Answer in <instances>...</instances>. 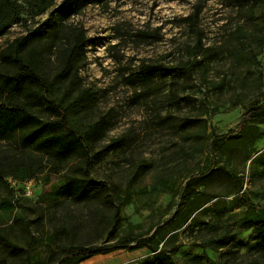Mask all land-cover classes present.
<instances>
[{"label":"rangeland","instance_id":"obj_1","mask_svg":"<svg viewBox=\"0 0 264 264\" xmlns=\"http://www.w3.org/2000/svg\"><path fill=\"white\" fill-rule=\"evenodd\" d=\"M16 1L26 22L0 37V50L61 2L49 0L45 14L32 17L25 0ZM196 7L200 49L181 22ZM73 8L44 42L41 68L53 78L70 34L81 29L87 43L77 56L79 86L93 99L85 109L62 85L47 99L78 136L106 119L90 177L106 183L120 205L118 237L159 242L158 252L175 264L260 260L254 229L264 223V123L241 118L264 112V0H93ZM0 159L6 172L20 162L28 174L39 171L0 180V264H59V246L107 242L111 209L58 197L66 170L52 171L44 156L15 142H0ZM224 230L235 238L221 248ZM151 255L118 250L79 264H139Z\"/></svg>","mask_w":264,"mask_h":264},{"label":"trees","instance_id":"obj_2","mask_svg":"<svg viewBox=\"0 0 264 264\" xmlns=\"http://www.w3.org/2000/svg\"><path fill=\"white\" fill-rule=\"evenodd\" d=\"M83 1L93 0H61L57 8L41 24L28 29L25 35L13 39L0 50V142H15L22 151L41 154L48 160L50 169L54 172L66 170L64 182L58 189V197L75 204H89L95 201L101 212L103 208L112 211L110 221L104 230L105 238L108 239L107 244L95 246L73 242L59 246L58 249L61 251L56 259L59 264H79L96 255L118 250L132 252L142 248L148 249L152 255L139 264H175L172 256L162 250L158 252L159 242L152 244L146 243L141 236L117 235L120 227V205H115L106 183L90 177L97 156V153L93 152V146L106 130V119L99 117L95 123L88 126L83 136H78L65 128L66 122L61 120L58 108L47 99L55 85H62L64 96L70 97L76 93L75 102L85 109L92 102L90 92L87 89H80L79 86L77 56L78 54L83 56L87 43L81 29L70 34L60 58L59 70L53 78L49 79L41 68L44 60V42H48L56 35L57 28L74 13L73 7ZM16 2L0 0V37L13 25L26 22L20 17V11L15 10L18 8ZM25 6L32 17H37L45 14L50 4L49 0H25ZM255 7L254 3L250 11L253 12ZM7 8L15 11L7 15ZM200 13L201 9L196 7L191 15L181 19L182 24L197 37L195 45L197 49L201 48L202 42L197 27ZM164 69L156 68L161 71ZM41 112H45V116H42ZM263 117L262 109L255 108L245 112L241 121L261 124L264 123ZM120 142V139L113 140L107 147ZM4 167L6 168V165L0 159V180L6 176L23 180L39 172L32 171L28 174V170L21 162L9 163L7 165L9 172L4 171ZM254 232L263 246L261 259L243 264H264V223L258 224ZM156 235L158 234L155 231L151 239H155ZM234 238V234L224 230L216 243L223 248Z\"/></svg>","mask_w":264,"mask_h":264},{"label":"crops","instance_id":"obj_3","mask_svg":"<svg viewBox=\"0 0 264 264\" xmlns=\"http://www.w3.org/2000/svg\"><path fill=\"white\" fill-rule=\"evenodd\" d=\"M89 260V259H88ZM87 261V260H86ZM84 263H85V261H84ZM83 264V263H82Z\"/></svg>","mask_w":264,"mask_h":264}]
</instances>
